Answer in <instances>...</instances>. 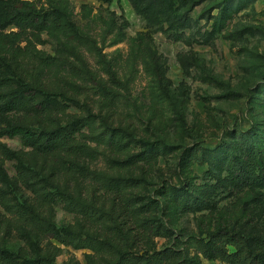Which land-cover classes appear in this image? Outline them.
Returning a JSON list of instances; mask_svg holds the SVG:
<instances>
[{
	"label": "rangeland",
	"instance_id": "rangeland-1",
	"mask_svg": "<svg viewBox=\"0 0 264 264\" xmlns=\"http://www.w3.org/2000/svg\"><path fill=\"white\" fill-rule=\"evenodd\" d=\"M28 1L37 10H53L59 22L42 31L8 26L0 32V61L52 95L49 112L57 124L84 120L83 142L96 154L92 163L103 178L95 183L61 173L60 154H40L18 137L1 138L0 147L16 151L23 163L0 153V171L9 180L5 200L33 224L27 228L0 206V214L11 218L0 244L19 256L85 264L92 250L43 238L37 229L56 223L89 236L100 229L103 237L110 223L93 222L60 203L46 205L28 182L47 190L54 185L80 205L110 179L127 178L142 181L127 193L152 199L157 210L149 217L170 233L155 238L150 249L169 247L181 258L220 264L197 249L213 231L264 238V187L234 188L220 165L226 153L239 155L247 143L264 147V0H188L185 22L171 28L183 34L180 40L167 36L166 22L147 20L129 0ZM174 1L175 8L180 0ZM111 130L132 141L131 149L147 143L160 155L134 169L108 168V161L127 155L93 142L95 134ZM187 192L207 194L212 206L185 210L177 197ZM113 200L105 194L106 207Z\"/></svg>",
	"mask_w": 264,
	"mask_h": 264
},
{
	"label": "trees",
	"instance_id": "trees-1",
	"mask_svg": "<svg viewBox=\"0 0 264 264\" xmlns=\"http://www.w3.org/2000/svg\"><path fill=\"white\" fill-rule=\"evenodd\" d=\"M129 2L147 20L158 16L161 24L166 22L168 26L165 32L168 37L174 36L175 40L182 38L183 34H176L171 28L185 22L188 0H180L175 8L174 0H148V6L139 5L142 0ZM32 4L33 1L28 0H0V32L8 26L42 31L50 23L58 24L59 19L53 10H37ZM179 11H182L181 14H178ZM14 69L18 73L0 61V139L18 137L23 146L40 154H60L61 158L56 163L59 172L81 175L95 183L101 182L103 175L92 163L96 154L83 142V129L87 127L84 120L77 118L57 124L53 111L49 112L53 110V99H50L52 95L39 86H33L22 70ZM94 136L93 142L117 154H127L122 159L117 157L108 161L110 169H134L155 162L160 155L159 149L147 143L143 144L145 147L137 144L138 149H131L128 146L132 141H128L119 131H100ZM0 153L6 159H14L23 164L19 154L10 148L1 146ZM220 165L229 173L228 180L232 187H264V147L247 143L239 155L226 153ZM141 182L132 178L110 179L101 189L91 192L87 201L80 205L73 201L72 196L54 185L47 190L40 182H28L32 192L44 204L60 203L93 222L100 223L106 219L110 223L103 237L100 229L97 236H89L83 230L56 223L41 226L37 231L43 238L53 239L62 245L92 250L85 264H202L181 258L177 251L169 247L150 249L155 238L167 237L170 233L157 218L149 217L156 214L157 210L152 199L144 201L127 193ZM8 184V176L0 171V206L15 221L27 228L32 227V219L22 209L6 202L4 189ZM105 194H111L114 198L110 208L105 205ZM177 199L188 211L212 206L205 193L187 192L180 194ZM10 219L0 214V236L10 230ZM12 230L18 232L22 240H28L19 233V228ZM124 247L128 249L123 251ZM197 249L202 257L220 264H264V238H248L218 229L210 233L206 240H200ZM0 264L56 263L54 256L42 257L30 253L19 256L18 252L0 244Z\"/></svg>",
	"mask_w": 264,
	"mask_h": 264
}]
</instances>
